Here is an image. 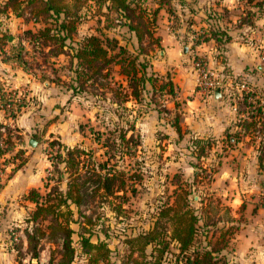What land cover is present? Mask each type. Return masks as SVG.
Segmentation results:
<instances>
[{
    "label": "rangeland",
    "instance_id": "obj_1",
    "mask_svg": "<svg viewBox=\"0 0 264 264\" xmlns=\"http://www.w3.org/2000/svg\"><path fill=\"white\" fill-rule=\"evenodd\" d=\"M126 1L131 10L121 12L110 8L106 0H82L80 5L76 1L68 11L74 13L79 6L76 30L72 32L73 43L89 34L115 37L131 52L140 54L141 59H148L149 73L172 77L176 95H161L147 83L141 101L126 102L134 107L133 111L117 106L109 93L102 101L95 94L69 87L77 81L71 80L75 64L71 63L68 47L46 60L41 51L31 47L23 31L44 25L42 16L35 19L30 12L34 4L24 3L22 15L11 10L0 12V35H8L7 40L0 42V47L8 49L11 44L22 42L30 48L25 54L28 70L4 62L0 49L2 89L15 95L16 100L24 98L27 101L15 116H10L0 105V124H4L0 128L4 132L0 134V142L8 146L0 158V264H55V259L51 261V256H55L52 251L60 240L52 241L46 234L39 237L37 256H31L26 233L48 221L42 214L37 220H27L35 209V202L29 198L30 189L36 188L47 201H58L55 187L65 188L66 179L58 180V174H52L55 170L65 171L63 145L92 149L96 160L103 159L104 148L94 140L89 126L106 132L114 127V122L126 127L125 120L131 121L132 117L136 118L135 132L141 135L137 155L126 159L133 167L139 165L141 170L139 182H135V193L128 188L119 191L126 197H110V202H84L80 206L95 217L91 240H101L109 249H94L98 263L139 264L149 259L160 260L163 264H187L185 256L209 249L215 264H264V213L258 209L260 203L264 205V192L258 191L260 188L250 189L247 179L236 173L240 169L236 148L228 139L231 135L237 136L236 132H227L223 138L210 135L204 137L207 143H197L195 133L184 119L194 109V103L203 102L200 95L214 94L198 84V79L206 73L207 78L216 81L225 79L222 91L225 90L231 103L238 101V107L247 106L242 98L235 97L238 90H243V94L260 89L262 94V75L231 76L219 55L222 46L216 47L214 39L201 38L203 31L211 28L234 26L236 23L232 19L248 9L247 2L239 0L228 8L225 3L232 5V0H167L161 4L159 0ZM154 9H157L154 23H146ZM54 17L51 14L47 19L52 26ZM129 24L138 25L140 31L148 24L151 32L143 34L139 42L136 31ZM197 38L200 42L195 44ZM66 41L68 43L69 39ZM114 77L120 75L115 71ZM256 99L251 96L249 101L257 104ZM140 107L148 110L137 114L136 108ZM175 111L180 114L181 135L170 123ZM4 138L8 140L2 141ZM202 144L205 147L201 148ZM59 150L61 156L56 153ZM195 171L198 176L194 175ZM67 175L65 172L63 176ZM251 201L255 206L250 208L248 202ZM174 203L181 209L189 207V212L198 218L193 241L184 250L173 236L175 223L178 227L175 235L183 233L181 224L173 223L169 214L160 213L161 208ZM70 206L78 219V222H71L76 230L73 234L75 259L83 261L87 254L82 251L77 234L82 218L76 212L77 205L70 202ZM153 227H156L154 233L162 239L159 244L155 240L146 243L141 234ZM243 237L251 240L244 242ZM103 252L106 255L101 254Z\"/></svg>",
    "mask_w": 264,
    "mask_h": 264
},
{
    "label": "trees",
    "instance_id": "obj_2",
    "mask_svg": "<svg viewBox=\"0 0 264 264\" xmlns=\"http://www.w3.org/2000/svg\"><path fill=\"white\" fill-rule=\"evenodd\" d=\"M76 1L80 5L82 0H4L0 3V12L6 13L8 10H11L16 15H22L23 12L21 10H23L24 3L28 5L34 4L30 12L35 19L42 16L44 25L35 30L27 28L23 32L31 47L41 51L44 60L50 58L51 55L63 52L65 46L69 48L68 54L70 55L71 63L72 65L75 64V68L72 69L74 76H71V80L77 81V84L73 85L71 83L69 87H78L87 93L95 94L97 99H101L102 101L106 98V94L109 93V97H111L113 103L130 111H133L134 107L126 105V102L132 100V102L138 103L141 101L143 93L147 91V83L153 88L158 89L161 95L166 93L170 94L171 97L176 95L177 89L172 77L154 74L153 72L149 73L148 59H141L140 54L131 52L125 45L120 44L117 38L89 34L73 43L72 32L76 30L75 17H77L79 6L76 7L77 10L74 13L68 10L70 6H75ZM106 1H108L110 8L114 7L121 12L126 9L131 10L126 0ZM164 1L167 0H159L158 3H164ZM245 1L248 4V9L238 14V19L241 22L251 23L256 11H263L264 0ZM157 9L152 11V15H150L151 17L146 23H154ZM51 14L55 16L54 26L47 20L48 17H51ZM61 14L62 18L60 17ZM129 26L136 31L139 42L142 40L143 34L151 32L149 31L151 27L148 24L143 29L144 32L138 30V25L129 24ZM201 28L203 29L204 27ZM227 29V25H221L220 29L211 28L208 31H203L204 34L201 35V38L204 40L214 39L216 47L222 46L221 49L223 50L224 43L231 38ZM7 36L6 33H1L0 42L3 43L2 41L7 40ZM67 39H69L68 43ZM199 42V38L194 41L195 44ZM52 43H56V45L50 46ZM45 47L49 48L45 51ZM3 48V46L0 47L4 62L17 64L24 70H28V59L25 54L29 52V47L21 42L11 44L8 49ZM221 52L219 55L222 57L223 51ZM115 71L120 75L119 78L114 77ZM224 80L220 82L224 83ZM0 87V105L3 106L10 116H15L16 111H19L27 101L24 98L16 100L15 95L2 89L1 82ZM216 89L222 91V87H217ZM249 95L254 96L255 92L243 93L242 101L247 105L253 106L250 109L253 111L252 115L263 114L264 103L258 97L256 99L258 100L257 104L251 103L248 100ZM7 104H12L13 106L7 107ZM174 105L177 106L176 101ZM136 109L137 114H142L148 110L144 107ZM179 117L180 114L178 111H175L172 119H170V123L175 127L177 133L181 135L182 125ZM135 119V117H132L131 121L126 119V127L119 124V122H114V127L108 129L106 132L89 126L94 140L104 148L105 158L103 159L96 160L92 149H86L79 145L71 147L63 145L65 148V171L59 172L55 170L57 173L54 172L52 174V176L58 174V180L66 179L65 188H61L60 185L55 187L56 197H59L58 201H47L46 199L48 198L44 197L36 188L30 189L29 198L35 202V209L31 217H27V220H37L38 216L42 214L43 219L48 221L46 224L41 222L39 226L33 227L26 233L28 247L32 249V257H36L38 254L37 244L39 237L46 234L52 241L60 240L56 249L52 251V254H55V256H51V261L55 259V264H100L98 263V255L94 253V249L100 247L105 248V251L109 249L105 242L101 240L94 242L91 240L92 225L94 224L95 217L92 212L86 213L80 206L84 202L89 204L96 202V200L110 202V197H126L125 193L120 194L119 191H126L128 188L133 194L135 193L137 189L136 183L139 182L141 170L139 165L133 167V165H130L131 161H126L127 158L133 159L137 155V151L141 145V135L139 132H135ZM252 122L250 119L247 125H250ZM2 126L4 124H0V128ZM0 134L3 135L4 132L0 131ZM6 140L8 138H4L2 141ZM194 141L197 143L208 142V140L201 136H196ZM50 144L54 146L53 141ZM203 147H205V144L201 145V148ZM7 150L8 146L4 147L0 142V158ZM56 153L61 156L60 150ZM261 157H264V142L262 143ZM260 162L264 164L262 159ZM21 163L17 165L20 166ZM65 172L68 174L66 177L63 176ZM194 175L198 176L199 173L195 171ZM46 194L50 195V192ZM70 202L77 205L76 212L82 218L79 221L80 231L77 234L80 247L87 254L83 261L75 259L76 247L73 243V234L76 230L71 226V222H78V219L74 217L75 211L70 206ZM185 208L181 209L174 203L168 204L160 210L161 214H169L168 217L173 220V223L179 222L181 224L180 229L183 233L177 232L175 235V231L178 229L175 223L173 236L183 250L187 249L193 241V235L196 231L195 224L198 221L197 216L189 212V207ZM187 218H189L188 221ZM155 228H150L147 232L141 233L144 234L143 237L146 238V243L152 240H155L158 244L161 242L162 239L157 237L158 233H154L156 232ZM101 254H105V252ZM213 256L211 250L205 249L202 253L195 255L188 254L185 256V260L187 264H215L216 260L213 259ZM139 264L163 263L160 260L154 262L153 260L145 259Z\"/></svg>",
    "mask_w": 264,
    "mask_h": 264
},
{
    "label": "crops",
    "instance_id": "obj_3",
    "mask_svg": "<svg viewBox=\"0 0 264 264\" xmlns=\"http://www.w3.org/2000/svg\"><path fill=\"white\" fill-rule=\"evenodd\" d=\"M236 2L237 0H232V5L225 4L230 8L236 5ZM236 17L232 19V22L236 24L232 27L227 26L231 38L224 43L222 61L229 68L228 72L231 76L256 74L264 77V59L262 58L264 53V6L262 12L256 11L251 23L241 22L238 14ZM263 82L264 79L262 84ZM242 91L238 90L235 97L242 98ZM226 95L225 90L220 91L217 96L214 94L200 95L203 102L198 100L199 102L193 104L194 109L184 117L185 124L196 136L201 137L220 135L223 138L227 132L235 131L237 136L231 135L228 139L234 142L232 146L236 148L235 155H237L240 168L236 173L239 177L247 179L250 189L260 188L258 191L264 192V164L260 162L261 159L264 161V157H261L264 142V113L252 115L253 111L250 109L253 106L238 107V101L231 103ZM250 97L249 95L248 100ZM253 97H258L264 103V89L262 94L260 89L258 92L255 91ZM250 119L253 122L247 125ZM240 188L243 191V185ZM248 205L250 208L255 206L253 201L248 202ZM258 207L260 213L263 214L264 205L260 203ZM243 238L244 242L251 240Z\"/></svg>",
    "mask_w": 264,
    "mask_h": 264
},
{
    "label": "built area",
    "instance_id": "obj_4",
    "mask_svg": "<svg viewBox=\"0 0 264 264\" xmlns=\"http://www.w3.org/2000/svg\"><path fill=\"white\" fill-rule=\"evenodd\" d=\"M262 58L264 59V53L262 55ZM207 75V73H206ZM206 75L204 74L202 77L198 79V84H200L204 90H206L208 93L213 94L216 88L222 87V82L216 81L214 79L207 78ZM226 84V82H224Z\"/></svg>",
    "mask_w": 264,
    "mask_h": 264
},
{
    "label": "water",
    "instance_id": "obj_5",
    "mask_svg": "<svg viewBox=\"0 0 264 264\" xmlns=\"http://www.w3.org/2000/svg\"><path fill=\"white\" fill-rule=\"evenodd\" d=\"M219 93H220L219 89L215 90L214 91V96H217V94H219ZM29 143L32 144V141L30 140Z\"/></svg>",
    "mask_w": 264,
    "mask_h": 264
}]
</instances>
